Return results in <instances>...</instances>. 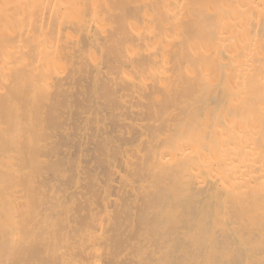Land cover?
<instances>
[{"label":"bare ground","instance_id":"obj_1","mask_svg":"<svg viewBox=\"0 0 264 264\" xmlns=\"http://www.w3.org/2000/svg\"><path fill=\"white\" fill-rule=\"evenodd\" d=\"M0 264H264V0H0Z\"/></svg>","mask_w":264,"mask_h":264}]
</instances>
